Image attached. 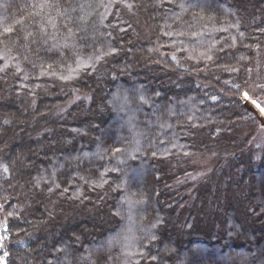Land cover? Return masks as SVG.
<instances>
[{"label": "trees", "instance_id": "obj_1", "mask_svg": "<svg viewBox=\"0 0 264 264\" xmlns=\"http://www.w3.org/2000/svg\"><path fill=\"white\" fill-rule=\"evenodd\" d=\"M245 92L264 0H0V264H264Z\"/></svg>", "mask_w": 264, "mask_h": 264}, {"label": "rangeland", "instance_id": "obj_2", "mask_svg": "<svg viewBox=\"0 0 264 264\" xmlns=\"http://www.w3.org/2000/svg\"><path fill=\"white\" fill-rule=\"evenodd\" d=\"M245 94H247V98L245 97ZM242 100L244 101V103L250 106L259 117L260 120L259 129H261L260 132L263 133L262 131H264V111H262V109H264V107L260 105V103H258L248 92L242 94ZM253 101H255V104L253 103ZM262 136L264 135L259 134L258 137H260V139H257V141H259L257 142V144H259L261 147L263 146L264 143L262 140ZM212 160L213 159L211 157H201L194 160V163L197 165L198 168V171L196 172L194 179H201L203 176H205V174L207 173L206 169L208 168V166H210Z\"/></svg>", "mask_w": 264, "mask_h": 264}, {"label": "snow or ice", "instance_id": "obj_3", "mask_svg": "<svg viewBox=\"0 0 264 264\" xmlns=\"http://www.w3.org/2000/svg\"><path fill=\"white\" fill-rule=\"evenodd\" d=\"M6 31H7L8 33H10V32L12 31V29H7ZM245 97L247 98V94H245ZM253 103L255 104V101H253ZM262 111H264V109H262ZM4 171H5V172L8 171V169H7L6 166H4Z\"/></svg>", "mask_w": 264, "mask_h": 264}]
</instances>
